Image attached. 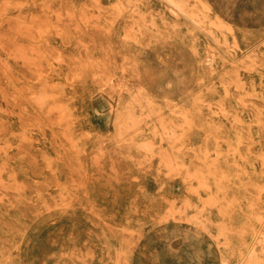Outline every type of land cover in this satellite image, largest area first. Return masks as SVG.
Returning a JSON list of instances; mask_svg holds the SVG:
<instances>
[{"label": "rangeland", "instance_id": "rangeland-1", "mask_svg": "<svg viewBox=\"0 0 264 264\" xmlns=\"http://www.w3.org/2000/svg\"><path fill=\"white\" fill-rule=\"evenodd\" d=\"M261 255L264 0H0V264Z\"/></svg>", "mask_w": 264, "mask_h": 264}, {"label": "bare ground", "instance_id": "bare-ground-1", "mask_svg": "<svg viewBox=\"0 0 264 264\" xmlns=\"http://www.w3.org/2000/svg\"><path fill=\"white\" fill-rule=\"evenodd\" d=\"M170 0H168V2H169ZM171 4V3H170ZM168 10V9H167ZM179 10V9H178ZM96 11V10H95ZM170 14V13H169ZM218 23H220V22H218ZM109 24V23H108ZM150 26V25H149ZM154 28V27H153ZM122 32V31H121ZM121 37V36H120ZM60 41V40H59ZM41 51V50H40ZM19 53V52H18ZM46 53V52H45ZM58 54V53H57ZM21 56V55H20ZM21 58H22V56H21ZM206 59V58H205ZM120 71V70H119ZM110 84V83H109ZM124 86V85H123ZM69 88V87H68ZM137 91V90H136ZM100 92V91H99ZM105 95V94H104ZM117 95V94H116ZM241 98V96L239 97V99ZM10 99V98H9ZM12 100V99H11ZM243 103V102H242ZM159 139V138H158ZM194 212H197V211H194ZM199 214V213H198ZM171 215V214H170ZM255 217H257V216H255ZM185 218V217H184ZM188 219V218H187ZM186 220V219H185ZM191 220V219H190ZM180 221V220H179ZM123 230V229H122ZM253 253V252H252ZM262 254V253H261ZM264 255H261V257H263ZM89 257V256H88ZM247 260V259H246ZM251 263V262H250ZM254 263H256V262H254Z\"/></svg>", "mask_w": 264, "mask_h": 264}]
</instances>
